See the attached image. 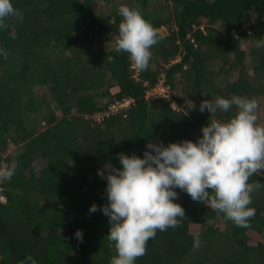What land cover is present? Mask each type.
<instances>
[{"label": "trees", "instance_id": "16d2710c", "mask_svg": "<svg viewBox=\"0 0 264 264\" xmlns=\"http://www.w3.org/2000/svg\"><path fill=\"white\" fill-rule=\"evenodd\" d=\"M160 1L12 0L19 16L0 30L7 52L0 56V167L16 172L0 183V264H22L29 255L37 264H110L109 219L89 211L107 203L98 170L122 167L120 153L142 156L149 141H196L208 122L237 112H201L204 99L264 97V48L255 46L264 37V0ZM121 5L167 29L147 70L106 40L117 38ZM160 81L169 96L180 90L195 107L179 97L177 106L171 97L146 99ZM125 99L133 100L127 108L94 119ZM257 182L264 185V172L250 177ZM177 192L185 216L157 231L136 264H264V187L252 193L247 228Z\"/></svg>", "mask_w": 264, "mask_h": 264}, {"label": "clouds", "instance_id": "9594fccd", "mask_svg": "<svg viewBox=\"0 0 264 264\" xmlns=\"http://www.w3.org/2000/svg\"><path fill=\"white\" fill-rule=\"evenodd\" d=\"M118 14L123 19L115 51L128 53L137 69L147 70L151 48L164 37L139 9L121 5ZM13 16L19 13L12 0H0V30ZM11 38L15 39V33ZM255 46L264 48V37ZM0 56L7 58L3 48ZM233 106L237 112L231 119L211 120L202 127V135L196 141L183 139L167 145L149 141L142 156L120 153L122 167L109 164L98 170L107 182V203L99 207L92 204L89 211H102L109 219L107 238L116 250L110 264H136L157 231L179 226L185 211L177 202V189L223 213L237 227H249L255 216V208L250 207L252 193L264 187L259 182L249 183L250 177L264 172V126L257 123L258 102L242 96H217L214 101L202 100L199 110L213 115L218 110L228 112ZM15 172L14 165L0 167V183L10 181ZM75 236L83 241L81 230ZM199 247L200 233L196 232L193 249ZM22 264L37 261L29 255Z\"/></svg>", "mask_w": 264, "mask_h": 264}, {"label": "rangeland", "instance_id": "374dc122", "mask_svg": "<svg viewBox=\"0 0 264 264\" xmlns=\"http://www.w3.org/2000/svg\"><path fill=\"white\" fill-rule=\"evenodd\" d=\"M161 3V1L160 0H157V2L156 3H154V6H159V4ZM170 8H171V6H170ZM168 9H169V7H168ZM158 31L161 33V35H166L167 34V29H166V27H161L160 29H158ZM106 40H108V41H110L112 44H114L115 43V41H116V38L115 37H108ZM109 42V43H110ZM248 64H250V60L248 61ZM250 67V66H249ZM117 91V88L116 87H113V89H112V92H116ZM38 93L39 94H42V95H44V97H49V95H48V93H47V91L45 90V89H38ZM171 94V96H169V97H171L172 99H173V106H177V99H176V97H179V98H182L183 100H185V101H187L188 102V104L190 105V106H193V104L195 105V102H193L191 99H190V97H188L187 95H184V94H182L181 92H180V90H178L177 92H176V97H174L173 96V92H171L170 93ZM259 99V100H258ZM256 101L258 102V105H259V107H258V109H257V115H258V121H257V123L258 124H260V125H262V126H264V97H259ZM179 105V104H178ZM152 142H155V143H157L156 142V140H153ZM14 150H15V147L14 146H12V145H10V149H9V151H8V153H13L14 152ZM210 223H213V222H210ZM215 224L217 225V226H220V222L219 221H216L215 222ZM191 230L193 231V232H198V230H199V226H197V225H193L192 227H191ZM250 243L251 244H255V241L254 240H250Z\"/></svg>", "mask_w": 264, "mask_h": 264}, {"label": "built area", "instance_id": "2783aa9c", "mask_svg": "<svg viewBox=\"0 0 264 264\" xmlns=\"http://www.w3.org/2000/svg\"><path fill=\"white\" fill-rule=\"evenodd\" d=\"M155 95L169 97V87L164 85L163 81H160V83L155 88L151 89L146 93V99H148L149 97H153ZM132 101H133L132 99H125L123 101L115 102L109 105L106 111L96 113L94 115V119L99 121L104 115L119 112L120 110L127 108Z\"/></svg>", "mask_w": 264, "mask_h": 264}]
</instances>
